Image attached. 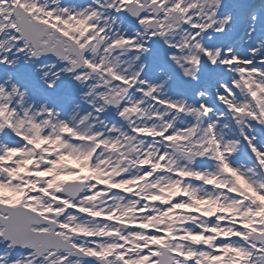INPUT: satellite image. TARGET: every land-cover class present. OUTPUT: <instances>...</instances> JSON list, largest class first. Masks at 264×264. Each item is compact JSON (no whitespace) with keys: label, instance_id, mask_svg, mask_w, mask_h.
Listing matches in <instances>:
<instances>
[{"label":"snow or ice","instance_id":"1","mask_svg":"<svg viewBox=\"0 0 264 264\" xmlns=\"http://www.w3.org/2000/svg\"><path fill=\"white\" fill-rule=\"evenodd\" d=\"M0 264H264V0H0Z\"/></svg>","mask_w":264,"mask_h":264}]
</instances>
